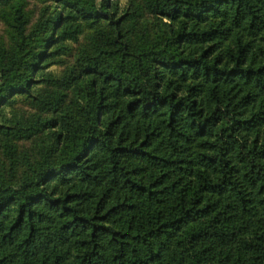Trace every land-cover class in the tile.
<instances>
[{
  "label": "trees",
  "instance_id": "obj_1",
  "mask_svg": "<svg viewBox=\"0 0 264 264\" xmlns=\"http://www.w3.org/2000/svg\"><path fill=\"white\" fill-rule=\"evenodd\" d=\"M38 1L0 0V264H264V0Z\"/></svg>",
  "mask_w": 264,
  "mask_h": 264
},
{
  "label": "rangeland",
  "instance_id": "obj_2",
  "mask_svg": "<svg viewBox=\"0 0 264 264\" xmlns=\"http://www.w3.org/2000/svg\"><path fill=\"white\" fill-rule=\"evenodd\" d=\"M117 2V4L120 7V10L123 11L124 9H127L130 5L131 0H114ZM41 6V2L38 0H28L27 10L30 12L31 15V21L30 26L34 23L36 16L38 14V8ZM89 33L85 32L82 36H80L78 42L76 43H70L71 51L67 54L61 57V62L58 63H52L47 68H45L46 72H51L52 74L58 76L62 72H64L68 66L73 64L74 62V53L78 50V48L83 45L87 38ZM0 39H2L6 45H10V37L8 34V28L4 21L0 18ZM42 84H39L37 88H40ZM30 101L25 98H21L20 96L17 97L16 102L12 106H8L5 108V117H11L14 115V113L18 115H26L30 116L37 112V108L33 107L29 103ZM45 139L44 134H40L36 137L31 138L30 140H23L18 142L19 150H26L27 153H30L32 155H36L37 150L43 145ZM5 162V158L3 157L2 153L0 152V165L1 163ZM23 167L19 168L22 170Z\"/></svg>",
  "mask_w": 264,
  "mask_h": 264
}]
</instances>
